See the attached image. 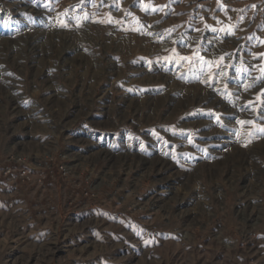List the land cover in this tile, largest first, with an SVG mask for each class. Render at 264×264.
Segmentation results:
<instances>
[{
    "label": "rangeland",
    "instance_id": "1",
    "mask_svg": "<svg viewBox=\"0 0 264 264\" xmlns=\"http://www.w3.org/2000/svg\"><path fill=\"white\" fill-rule=\"evenodd\" d=\"M0 8V264H264V0Z\"/></svg>",
    "mask_w": 264,
    "mask_h": 264
},
{
    "label": "built area",
    "instance_id": "2",
    "mask_svg": "<svg viewBox=\"0 0 264 264\" xmlns=\"http://www.w3.org/2000/svg\"><path fill=\"white\" fill-rule=\"evenodd\" d=\"M12 155V154H10ZM34 159H32L29 156H10L7 161H12V163L15 166H7V165H2L0 167V172L2 173V175L6 176V177H10L13 173H16V177L27 181H31L34 178V168H33V164L31 163ZM2 164V163H1ZM40 162H36L35 160V166H39ZM67 166L65 167V172L67 171ZM36 170V169H35ZM69 170V169H68ZM36 173H35V177H36ZM44 175L37 177L38 180H40L41 178H43Z\"/></svg>",
    "mask_w": 264,
    "mask_h": 264
},
{
    "label": "bare ground",
    "instance_id": "3",
    "mask_svg": "<svg viewBox=\"0 0 264 264\" xmlns=\"http://www.w3.org/2000/svg\"><path fill=\"white\" fill-rule=\"evenodd\" d=\"M8 14V11H7V9H4V8H0V16H2V15H4V16H6ZM163 47L164 48H167V45H163ZM162 47V48H163ZM110 106V105H109ZM34 114H35V112H34ZM38 116H41V115H38ZM33 118L35 119V115L33 116ZM28 120V119H27ZM30 120V119H29ZM210 123V122H209ZM198 124V123H197ZM208 125V124H207ZM207 134V133H206ZM214 138V137H213ZM56 142L54 141L53 142V144H54V147H56V144H55ZM72 153H74V152H72ZM47 155H49V153H46ZM72 156H75V157H77V159L78 158H81V155L80 154H78V153H74ZM76 159V160H77ZM157 161V160H156ZM129 165V164H128ZM73 166H75V165H73ZM172 189H174V192H181L182 190V188H180L179 186L178 187H171ZM172 189H170V190H172ZM181 190V191H180ZM186 201V200H185ZM155 202V201H154Z\"/></svg>",
    "mask_w": 264,
    "mask_h": 264
}]
</instances>
